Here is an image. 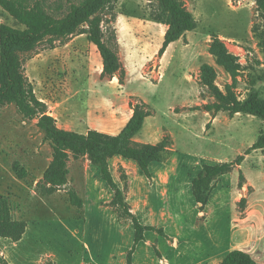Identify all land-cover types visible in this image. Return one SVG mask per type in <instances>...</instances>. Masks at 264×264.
<instances>
[{
    "label": "rangeland",
    "instance_id": "1",
    "mask_svg": "<svg viewBox=\"0 0 264 264\" xmlns=\"http://www.w3.org/2000/svg\"><path fill=\"white\" fill-rule=\"evenodd\" d=\"M80 1L29 3L40 2L51 15L63 17ZM180 1L192 12L198 28L170 45L163 56L159 51L168 27L154 19L156 0H117L104 12V39L119 55L122 78L102 75L101 55L82 34L56 41L54 48L49 41L38 44L23 55L25 75L58 126L69 131L116 135L137 104H145L157 115L166 132L163 139L170 143L163 162L175 173L169 193L149 191L148 202L156 218L144 212L138 215L142 224L154 221L164 230L165 236L155 232L148 236L157 235L169 260L189 264L208 253L223 255L240 249L264 264V150L246 156L243 181L239 167L216 180L211 202L201 214L189 186L203 165L236 160L264 131V120L250 115L232 118L220 112L214 121L204 107L216 99L201 83L202 67L210 65L217 73L215 84L223 92L231 87L237 99L244 101L257 90L264 99V18L255 0ZM0 24L24 29L1 6ZM216 37L236 60L235 76L211 54ZM147 126L154 124L151 121ZM52 156L37 120L24 118L14 104L0 111V194L9 199L14 219L28 224L20 242L0 239L1 255L9 264H48L49 253L58 264H118L121 253L133 246L135 229L121 224L116 211L101 207L111 206L113 191L87 157H71L68 185L43 196L38 183ZM124 162L120 158L110 161L120 185L128 186V191L131 178L135 192L147 190V178L141 173L137 176L134 167ZM16 163L26 172L24 179L14 171ZM72 188L84 201L82 209L69 202ZM161 212L167 217L160 218ZM174 235L181 242L178 259L166 245V236Z\"/></svg>",
    "mask_w": 264,
    "mask_h": 264
},
{
    "label": "trees",
    "instance_id": "2",
    "mask_svg": "<svg viewBox=\"0 0 264 264\" xmlns=\"http://www.w3.org/2000/svg\"><path fill=\"white\" fill-rule=\"evenodd\" d=\"M116 1L81 0L77 4H72L65 16L55 17L40 2L31 4L29 0H0L2 9L24 26V29H17L0 24V111L8 105H16L24 118L37 120L38 129L44 134L45 141L50 143L53 149L52 160L43 179L38 183L43 196H51L68 185L71 157L75 159L87 157L91 165L100 170L103 181L113 191L110 205L115 209L120 221L130 220L134 226L135 244L127 255V264H133L135 246L145 241L147 232H156L162 236L165 234L162 228L143 225L131 212L124 190L114 179L110 160L121 157L132 161L142 175L151 179L153 175L150 168L154 163L164 161L170 149L169 141L163 139L157 144L135 142L146 119L152 115L145 104L133 106L132 117L117 135L96 130L82 134L60 128L57 120L48 113L47 104L37 97L34 87L28 81L23 59V55L30 53L44 41H49L54 48L56 41L82 34L87 36L88 41L98 49L101 55L102 75L122 78L123 70L119 55L106 43L102 30L103 14ZM156 1L158 9L154 19L168 27L163 46L159 51V55L163 56L170 45L183 39L187 33L194 32L198 28V22L180 0ZM255 2L260 15L264 18V0H255ZM261 47L264 53V35ZM211 54L216 57L219 66L235 76L238 71L236 60L217 37L211 46ZM201 72V83L212 92L216 99L215 103L204 107L207 113L214 115V119L220 112H228L232 118L237 114H243L264 120V99L259 91L252 90L244 101H239L231 87H227V91L223 92L215 84L217 73L214 67L204 65ZM255 150H264V131H261L257 141L244 155H240L236 160L203 165L201 172L192 180V194L199 205L200 212L205 211L210 204L216 180L240 167L246 160V156ZM14 171L19 179L25 178L26 172L19 167V164L14 165ZM240 180H244L242 170H240ZM68 197L72 206L83 208L84 201L75 189L68 191ZM27 227L26 221L14 219L9 199L0 194V239L18 243L26 234ZM0 264H9L1 253ZM220 264H258V262L246 251L234 249L223 257Z\"/></svg>",
    "mask_w": 264,
    "mask_h": 264
},
{
    "label": "crops",
    "instance_id": "3",
    "mask_svg": "<svg viewBox=\"0 0 264 264\" xmlns=\"http://www.w3.org/2000/svg\"><path fill=\"white\" fill-rule=\"evenodd\" d=\"M132 115H133V109L131 111L129 119L132 117ZM240 115L241 114H237L234 117H239ZM129 119H128V121H129ZM216 119L217 118H215L214 121ZM151 121L154 124V126L148 127L147 123L151 122ZM163 130H164V128L162 126H160V124L158 122L157 115L155 113H153L150 117H148L146 119L142 131L135 138V142L138 144H157L163 139L164 135L166 134V132H164ZM115 158H118V159L120 158V159H122V161H125L124 164L128 163L131 167H134L136 175L137 176H138V174L140 175V171L134 162L124 160L121 157H115ZM155 164L156 163H154L150 168L153 177L151 179L147 178V181H149V184H150V187H148L147 190L139 189L138 192H135L133 190V182L130 178V185H129V188L127 191L128 186L126 188L123 187L122 185H120V183L114 177L117 184L125 192L126 201L130 205L131 212L134 215H136L138 217V219H139V215H138L139 212H144V214H146L148 216V218H151L152 220H154L157 216V212L151 207L150 203L148 202L149 201V198H148L149 191H155L156 193H162L163 195L164 194L166 195L170 191V185L169 184H170V180H171L172 175L175 173V170H173L165 162H161L160 163L161 166H159V167H156ZM239 169H241L242 171L244 170V163L239 167ZM201 170H202V168H201ZM201 170H200V172H201ZM111 171H112V169H111ZM112 174H113V171H112ZM192 180H193V178L190 179L189 186H190V184L192 185ZM142 181H144V180H142ZM59 192H61V191H59ZM110 202H108V203H110ZM101 207H106V208L111 209L115 212V210L112 208V206H108V205L106 206V205L101 204ZM200 214H201V212H200ZM116 215H117L118 220L120 221L117 213H116ZM159 217L160 218H166L167 215L164 212H161ZM120 222H121V224L126 225L127 227H130V225H133L130 222V220H127V219L121 220ZM143 225L155 226L157 228H160L157 225V223H154V221H152L151 223H148V224H143ZM148 233L149 232H147L145 234V237H146L145 241H142L141 243H139L138 245L135 246L134 253H133V264H177L175 259H173L171 261L166 256L163 255V253H162L163 250L160 247V243H159L160 239L157 237V235H159V234L155 232V234H157V235H153L152 236L153 239H149ZM150 233L154 234V232H150ZM134 244H135V236H134L133 246L129 247V245H128V248L125 249L121 253L122 259H120L118 264H127V255L129 253V251L132 250V248L134 247ZM166 245L173 249L174 253H176L177 259L181 257L179 255V253H181L180 252L181 242L177 238V235H174L172 237L166 236ZM217 253H219V251L216 253H208L206 256L198 258L197 260H195L194 262H190L189 264H220L223 257L228 252L226 254H223V255H221V254L217 255ZM47 257H48L47 259H50L51 264H58L56 261L57 257L55 255H53L52 253H49L47 255ZM38 264H41V261ZM80 264H88V263H80Z\"/></svg>",
    "mask_w": 264,
    "mask_h": 264
}]
</instances>
